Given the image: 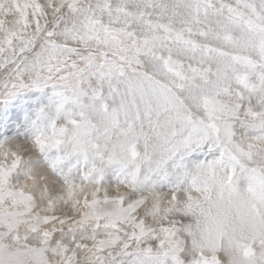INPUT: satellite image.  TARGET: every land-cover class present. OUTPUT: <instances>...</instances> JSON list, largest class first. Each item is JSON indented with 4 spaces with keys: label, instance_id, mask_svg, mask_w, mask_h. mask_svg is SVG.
Returning a JSON list of instances; mask_svg holds the SVG:
<instances>
[{
    "label": "snow or ice",
    "instance_id": "snow-or-ice-1",
    "mask_svg": "<svg viewBox=\"0 0 264 264\" xmlns=\"http://www.w3.org/2000/svg\"><path fill=\"white\" fill-rule=\"evenodd\" d=\"M48 83L74 112L35 145L135 170L123 193L85 174L38 203L0 144V264L9 240L7 264H224L226 243L264 264V0H0V100ZM190 155L184 187L134 195L142 167ZM241 202L255 223L236 238Z\"/></svg>",
    "mask_w": 264,
    "mask_h": 264
},
{
    "label": "rangeland",
    "instance_id": "rangeland-1",
    "mask_svg": "<svg viewBox=\"0 0 264 264\" xmlns=\"http://www.w3.org/2000/svg\"><path fill=\"white\" fill-rule=\"evenodd\" d=\"M59 90V86L53 83L35 87L30 86L21 89L8 100H1L7 105V110L5 111L7 113L9 112L11 119H9L10 121L8 122L3 121L0 124V144L9 143L12 140L33 141L37 135H40L49 129L53 120H55L57 127L68 126L74 108L71 104H68L65 105L63 110L57 112V107L60 103L58 95ZM19 101H21V105L28 104V106L25 107V109L24 107L19 108ZM11 109L13 111H11ZM64 111L66 113H64ZM11 113L14 115L11 116ZM13 117L17 118L15 119ZM45 118H47L49 122H45L42 125V120ZM62 147L65 146L62 145L54 148L61 150L63 149ZM48 148L49 147L44 149L39 147L29 148L20 153L22 158L21 163L27 162V165L31 166L33 169L27 171L23 176L15 172L11 177L12 182L20 183L27 176L36 171L47 172L45 181L50 182L53 185V191H51L49 197L50 199L59 193L67 181H79L85 176V174H88L89 183L91 185L97 186L98 183L101 188L108 192H112V189L116 185H119L130 175H126V172L129 171V169L124 166H117L110 172L100 175L101 177L98 181H94V173L99 171L100 164H104L107 160H97L95 162L90 159H83V157L78 159L71 173H62V171H58L59 169L57 167H52L56 156L54 157V155L48 152ZM121 162L122 161H118L117 163H120L121 165ZM196 162L197 159L195 155L184 157L182 160L173 158L165 162L163 168L159 172H151L150 165H145L142 167L140 173L141 182L138 183L137 187L133 190L134 195L138 197L140 195H147L151 192H168L184 187L183 184L179 183L180 178L177 175V172L181 166H191ZM129 166L131 171L135 170V165L130 164ZM145 177H147V179H145ZM18 178H20V180H18ZM241 183H244L243 179L241 180Z\"/></svg>",
    "mask_w": 264,
    "mask_h": 264
},
{
    "label": "clouds",
    "instance_id": "clouds-1",
    "mask_svg": "<svg viewBox=\"0 0 264 264\" xmlns=\"http://www.w3.org/2000/svg\"><path fill=\"white\" fill-rule=\"evenodd\" d=\"M3 150L14 151L17 153H22L29 148L37 147L33 141H16L12 140L9 143L3 144ZM47 172L36 171L33 174L27 176L23 181L20 182V186L24 187L27 191L32 192L37 200H40L43 196L45 189L48 191H53V185L50 182L45 181V176ZM89 189L95 187L94 185H89ZM113 191L124 192V189L119 185H116ZM167 192H154L147 194L149 203L154 202L159 196L162 198L166 195ZM145 210H148V206H145ZM215 212V208L212 209ZM199 221L201 227H203L207 221L205 217H192L191 222L195 225ZM255 221L252 217L245 215V205L243 202L239 205V211L236 208H233L227 218V228L229 231L232 229L235 230L234 235L236 238H245L248 237L253 231V225ZM199 235V233L197 234ZM8 248L5 251L4 259L7 262L9 261V252H14L19 245L15 244L13 241L9 240ZM222 255L224 257V264H247V261L242 256L240 249L238 247L228 245L227 243L224 245Z\"/></svg>",
    "mask_w": 264,
    "mask_h": 264
},
{
    "label": "bare ground",
    "instance_id": "bare-ground-1",
    "mask_svg": "<svg viewBox=\"0 0 264 264\" xmlns=\"http://www.w3.org/2000/svg\"><path fill=\"white\" fill-rule=\"evenodd\" d=\"M19 103H20L19 108L20 107H24V109H25V107L28 106V104H22L21 105V101H19ZM69 109H70V107H69ZM5 110H7V105H5V102L0 100V124L3 121L8 122V121H10L9 119H11L9 112L7 113ZM14 110H15V108H14ZM11 111H13V110L11 109ZM64 113H66V112L64 111ZM12 115H14V114L11 113V116ZM13 118H15V117H13ZM45 122L46 123L49 122L47 120V118L42 120V125ZM62 148L63 149L59 150L58 148L49 147L48 148V152H50L52 155H54V157L56 156L54 162L58 161V163L56 164V167L59 169V170L57 169L58 171H62V173L63 172L64 173L65 172L66 173H71L73 171L78 159L81 158V157H83V159H84L85 158V154L82 153V152H74V151H72L70 146H65V147H62ZM24 160H25V158H24ZM117 162H118L117 160H114V161H106L104 164L103 163L100 164V170L94 173L93 180L94 181H98V179L101 177L100 175H102L103 173H106V172H110L111 170H113L114 167H117V166H124L125 168L129 169V171L126 172V175H129L132 172L130 170V166H129L130 164H125L124 162H121L122 164L120 165V163H117ZM78 166H80V165H78ZM31 169H33V168L31 166L27 165V162H22L19 165V167L17 168L16 172H17V174L23 176L27 171H31ZM20 178H18V180H20ZM37 202L40 203V200H37Z\"/></svg>",
    "mask_w": 264,
    "mask_h": 264
}]
</instances>
